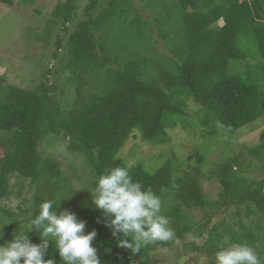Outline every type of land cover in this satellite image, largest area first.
Returning a JSON list of instances; mask_svg holds the SVG:
<instances>
[{
	"label": "trees",
	"instance_id": "1",
	"mask_svg": "<svg viewBox=\"0 0 264 264\" xmlns=\"http://www.w3.org/2000/svg\"><path fill=\"white\" fill-rule=\"evenodd\" d=\"M0 3L10 6L13 0ZM44 22L54 65L34 61L39 82L31 88L5 82L0 75V200L13 194L12 178L28 181L30 191L18 205L21 216L1 207L0 225L5 226L0 244L27 227L42 201H58L74 191L59 202L58 210L74 212L86 221V231H97L94 244L101 264H155L154 251L172 246L174 239L138 254L118 248L100 210L91 204L92 188L75 191L51 155L55 141H65L69 152L85 156L94 181L125 165L119 152L135 132L144 141L166 143L169 128L180 125L201 128L200 136L213 139L220 131L232 136L264 116V0H56ZM57 24L64 33L73 28L65 37ZM244 36L250 39V61ZM236 63L243 72L235 69ZM54 68L62 74L55 82L50 75ZM57 90L61 103L52 95ZM73 93L68 105L65 96ZM188 100L198 106L195 115L186 110ZM43 144L54 145L53 151L43 155ZM245 147L210 169L221 186L216 200L205 196L200 167L179 175L168 159L153 171L141 163L130 170L134 180L161 198L176 239L192 232L188 244L193 251H204L210 264H215L214 253L225 235L229 244L247 243L264 260V135ZM81 168L69 166L71 174ZM258 169L260 178L247 175ZM221 208L225 215L212 223ZM196 209L203 219H195ZM27 235L39 243L37 234ZM54 251L50 245V258L60 264Z\"/></svg>",
	"mask_w": 264,
	"mask_h": 264
},
{
	"label": "rangeland",
	"instance_id": "2",
	"mask_svg": "<svg viewBox=\"0 0 264 264\" xmlns=\"http://www.w3.org/2000/svg\"><path fill=\"white\" fill-rule=\"evenodd\" d=\"M55 1L33 0L31 3H27L22 0H13L10 6L0 3V75L4 76L5 82H11L25 88L35 87L39 79L33 70L34 61L40 58L41 64L46 65V63H49L51 67L54 65L51 57L49 59L52 47L50 42L52 40L49 43L47 42L46 45L45 37L43 36L45 35L44 21L51 15ZM37 9L40 10L39 14L36 11ZM217 23L221 25L222 20H219ZM57 28L61 34H65V37H67L73 26H69L68 31L65 33L60 24H57ZM38 37L41 38L37 40ZM241 39L245 49L249 53L248 60L250 61L252 59V51L249 45L250 39L248 36H244ZM159 46V49H162L160 51H164L161 41ZM234 67L240 72L244 71L238 63L234 64ZM40 71H42L41 68ZM50 75L54 82L56 81V77L59 80L62 78V74L56 68L52 70ZM61 84L63 85L64 81ZM63 88L67 93V88L64 86ZM52 95H55L61 103L59 90L55 91ZM75 95L73 93L72 95L65 96L66 100L69 101L68 105ZM188 104L189 106L186 110L190 114L195 115L198 106L192 100H188ZM199 129L201 130V128ZM199 129L197 127L185 129L180 125H176L173 128H169L170 142L157 144L142 140L139 133L135 132V136H130L119 154L125 163L129 160H135L137 163L143 164L149 171H153L168 159H171L172 164L178 168L179 175L183 174V170L190 171L193 167H200L201 175L199 179L205 196L209 200H216L221 191V186L216 178L210 175V169H215L220 161L232 153L246 151L245 146H252L261 140V137L264 135V116L241 127L232 136L223 134L220 131L221 135L217 138H205L199 135ZM65 144V141L60 142L56 140L54 145L57 147L54 153H51L54 145L43 144L41 152L43 155L51 153V155L55 156L60 162L61 170L70 179L73 189L83 192L82 186L90 188L93 185L94 175L92 169L90 166H88L89 168L86 166L85 156L82 154H72L65 147ZM196 152L202 155L203 158L199 159L197 155L195 156ZM247 157L249 158L250 156ZM70 164H75L77 167L82 168L78 172L76 171L75 174H71L69 169ZM77 174L79 177L81 176L83 182L77 180L78 178L75 176ZM247 175L252 178H260L262 174L258 169L247 172ZM11 189L13 194L8 199L0 200V209L1 207L9 208L19 214L20 207L18 205L25 198L30 197L28 181L21 182L17 178H12ZM232 209L230 208L228 211ZM193 214L197 220L204 218L203 212L200 209L193 210ZM223 215H225V211L221 208L212 216L211 222L215 223ZM191 233H187L182 240H179V243H176L178 240L174 236L173 245L170 247L167 245L158 246L157 250L153 253L155 264H210L209 257L204 251H193L190 244H188L192 240ZM200 240L198 239L197 241Z\"/></svg>",
	"mask_w": 264,
	"mask_h": 264
},
{
	"label": "clouds",
	"instance_id": "3",
	"mask_svg": "<svg viewBox=\"0 0 264 264\" xmlns=\"http://www.w3.org/2000/svg\"><path fill=\"white\" fill-rule=\"evenodd\" d=\"M136 163L129 160L124 166L106 170L93 181L94 187L89 192L91 204L100 210L103 225L109 229L116 246L132 254L157 242L174 239L169 217L162 211L161 198L131 175L130 170ZM73 192L58 201H42L38 214L30 219L27 227L0 244V264H57L48 253L50 245L51 248L54 245L60 264H101L94 244L97 231H86V221L78 219L74 212L58 210L59 202L70 199ZM100 222L98 218L97 223ZM4 226L0 225V240L4 237ZM31 232L38 235L39 243L31 241L27 235ZM229 239L225 235L214 253L215 264H264L252 246L229 244Z\"/></svg>",
	"mask_w": 264,
	"mask_h": 264
}]
</instances>
